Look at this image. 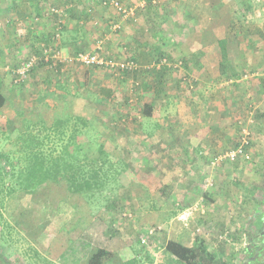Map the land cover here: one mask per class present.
<instances>
[{"label":"crops","instance_id":"crops-1","mask_svg":"<svg viewBox=\"0 0 264 264\" xmlns=\"http://www.w3.org/2000/svg\"><path fill=\"white\" fill-rule=\"evenodd\" d=\"M96 1L101 0H85V6L89 7L87 9L81 6L59 7L65 15L64 30L59 36L61 45L59 50L62 51V57L73 54L76 51L75 45L88 42L91 40L90 37H93L90 29L79 30L83 25L79 27L77 23L75 24L77 22L75 17L85 13L86 10L90 11ZM123 1L126 5H133L140 0ZM214 1L220 2L219 7H209ZM231 2L233 0L177 2L148 0L144 7H136L137 18L134 22L121 20L120 15L113 10L115 15L112 21L109 20L104 26L106 28L107 24L117 22L118 26L121 25L120 33H112L110 29L102 28L88 46L90 48L84 49L92 51L95 39L109 32V39L106 41L108 49L103 54L115 59L114 62L129 61L128 58L136 62L137 67L134 71L138 75L136 83L137 85L140 83L141 86V90L137 88L139 92H137L136 106L141 112H136L137 118L134 124L123 125L126 136H120L126 144L125 148H122L125 153L113 154L124 157L138 153L139 161L135 158L129 159L141 163L137 179L141 176V170L144 171L145 168H150V171L159 168L160 172H171V178L162 180L156 185H151L149 180H146L149 183L139 182L144 192L147 193L149 189L151 194L150 196L144 194L142 203L146 201L154 204L153 197L162 202L165 199L162 196L163 190L158 192L159 195L154 190L158 191L160 188L171 189V212L176 210L175 206L180 204V201H191L192 189L196 184V181H191L192 170L197 165L200 166L199 170L203 169L198 155L220 153L240 139L238 134H246L249 140L246 158L250 157L251 161H244L241 157L231 166L235 174L243 177L245 167L249 171L251 168L261 167L264 163V3L258 9L254 7L245 9L234 7V3ZM229 3L231 5L227 7ZM202 4L203 7H197ZM237 5L239 6L238 3ZM8 10L5 13V7L3 9L1 7L0 17L4 14H9L12 18L19 14L25 16L26 12L31 11V7L27 10L26 7H14V9L8 7ZM178 15L182 18L176 19ZM6 22L0 20V93L5 97V104L0 107V114L7 106V116L10 119L7 123L12 121L13 114L18 113L16 107L21 105L24 109L29 107V113L34 109L33 111H38L43 117H45L44 111L58 108L59 110H55L58 111L57 113L53 112L56 117L68 113L87 119L90 115L98 122L100 120L108 122L111 116L114 119L119 118L118 112L111 109L113 105L110 104L111 97L117 93L121 86L118 85L120 82L124 84L134 81L126 76L118 83L117 77L114 76L115 74L112 75L109 67L57 61L51 68L49 63H40V67L38 68V65L33 67L26 77L25 86L21 83L16 90L5 87L9 76V81H13L12 69L17 64L11 58L18 51L16 47L35 42V37L38 35L39 39L36 41H41L42 38L44 41H49L52 30V28L44 29L41 24L34 27L35 24L31 25L26 20H21L22 25H18L13 19ZM88 24L84 25L86 29L89 27ZM44 25L48 27L46 23ZM45 32H49V36ZM259 32L261 34H258ZM176 36L180 37L176 39ZM219 42L226 43L225 53H222ZM117 53L121 56L116 57ZM224 56L230 61L238 62L241 67L240 72H244L240 77L227 79L220 74V62ZM161 59L166 60L165 64H156ZM178 60L184 63L183 78L186 80L191 77L202 85L193 88V94L187 95L180 89H177L176 95L171 94V66H178ZM179 68L178 72L183 70ZM178 83L182 81H174V86ZM171 95L175 99H171ZM184 96V100L179 98ZM29 98L33 99L26 101ZM129 106L122 102L116 105L119 112L126 113L118 121L128 119L127 109H132L134 105ZM246 112H249L248 118L243 117ZM133 113L135 112H130ZM249 122L252 124L247 127ZM240 123L246 127L242 131L241 127L239 131ZM119 139L123 140L118 136ZM254 158L259 159L254 161ZM136 168L132 166L127 172L136 171ZM255 172L256 170L252 169L249 171V179H245L247 185L257 181H252L254 180L252 174ZM131 182L136 185L134 181ZM222 184L226 186L229 183ZM137 196L139 197L140 194H136V199ZM182 211L183 209L176 215L179 220L185 218ZM223 218L224 216L221 217L222 221ZM217 219L219 220V217ZM178 237L174 239L182 240Z\"/></svg>","mask_w":264,"mask_h":264},{"label":"rangeland","instance_id":"rangeland-1","mask_svg":"<svg viewBox=\"0 0 264 264\" xmlns=\"http://www.w3.org/2000/svg\"><path fill=\"white\" fill-rule=\"evenodd\" d=\"M72 1L74 0H0V8L2 7L3 9V7H5V13L9 11L8 7H12V9H14V7H26V10L28 7H31V11L25 13V16H29L28 18L20 14L12 18L9 14H4L3 17H0V20L7 23L6 20L9 21L13 19L18 25L23 24L21 20H26V22L28 21L31 25L39 23L44 26V29L47 30L48 28H52L51 31H53L54 26H51L54 22L53 19L49 17L50 14H48L52 6L56 8H64L66 6L89 8L85 6V0H76L71 3ZM105 1L106 0L96 1L92 5V7H95L94 9L91 7L90 11L87 12L86 10L85 13L76 15L75 19L77 22H75V24L77 23L79 27L83 25L79 30L90 29L93 37H90L91 40L88 42H82L84 44L79 43L75 45V48L79 47L78 49L82 50L89 49L90 47L88 46L92 44V40L95 38L96 34H99L102 28L104 30H109V24H107L106 28L104 24L109 20L112 21L115 11H113L114 9L111 5L104 3ZM172 1L177 2L180 0ZM123 3L125 6L131 7L132 11H134V19L123 17L121 20L131 22L136 21V7H144L147 4V2L144 1H139L133 5H126L124 1ZM219 3H217V1L211 2L209 7H219ZM231 3H234V7H242L241 3L237 0H233ZM231 3H229L227 7H230ZM247 3L250 8L254 7L258 9V7L262 6L264 0H247ZM36 4H39L38 7H42V10L44 7H47V14L41 12L40 14H42V16L36 15L33 11ZM197 7H203V4ZM129 11L131 14L129 16H132L131 10ZM240 14H242L241 11ZM188 15L190 14L188 13ZM244 16L248 18L247 15ZM181 18V15H178L176 19ZM79 21H82V23ZM45 23L48 27L44 25ZM86 24L89 26L87 29L85 28L86 26H84ZM114 24L117 26L115 28H110V32L120 33L121 25L118 26L119 23L117 22ZM118 29L120 30L118 31ZM108 33L104 35L106 38L102 50L103 53H106L108 49V42H106L109 39ZM258 34L261 33L259 32ZM179 37L180 36H176L175 38L178 39ZM43 41L44 38H42L41 41H36L35 39L33 43L36 44V48H41L42 50L44 45H46L45 43L50 42ZM172 45L173 44H171V47H173ZM59 47H61V45H59ZM16 48L19 50L15 52L13 58H11L16 61V64L33 54L38 57V54L28 49L27 44H20ZM121 48L120 51L123 49ZM115 56L119 57L121 55L117 53ZM127 60L130 61L131 59L128 58ZM131 61L136 64L134 60ZM53 62L54 64L57 63L56 60ZM115 62L122 65L128 63L126 60ZM178 63V66L183 69L184 63L182 61L180 63L179 60ZM120 66L121 65H115L113 68L109 67V70L112 71V75L115 73L118 74L114 75L117 77L116 81L119 83L127 76V78L132 79L134 82H132L133 86H131L132 83L130 82L124 84H120V82L118 85H121L123 89L121 90V86H119L116 91L117 93L114 97H111L110 104H113L111 109L118 112L119 118L114 119L111 116L108 122L100 120V123V121L98 122L95 120V117L89 115L86 119L89 121L88 127L83 129L82 133L77 138L78 144L83 148H90L91 151L94 150L97 144L103 145L109 159L115 164H113L114 169L116 171L122 170L121 174L118 175L116 183H108L102 193L95 199L71 193L68 182L61 177H56L47 181L33 193H26L23 190L17 189L10 195H0V201L2 200V205L0 204V213L2 215V219H0L1 253H3L11 264H66L62 262L65 258V254H61L60 252L68 248V253L66 254L67 258L74 255L76 256L75 259L78 260V264H81L78 255L75 254L77 250L72 246V244L75 245V243L71 242V240L80 236L90 243L88 256L92 264H124L125 261L135 256L139 259V264H180L168 256L164 250V243L166 240L176 238L179 235L178 238H182L186 244H191L193 238L197 234L205 239L208 249L213 251L215 255H225L230 258L234 264H239L242 256L246 255L244 253V246L247 244V236L255 219V200L259 197L260 188L262 186L264 187V163H262L259 168H251L253 171L256 170V172L252 174L254 178L252 181H257L247 185L246 180L249 179L248 175L251 169L248 171L246 167L244 168L243 178L235 174L231 167L238 162L241 157L244 161H251L250 157L246 158L247 151H245L243 155H240L236 162H231V160L228 159L224 160L223 158L217 166L210 165L203 156L198 155V160L202 162L203 169L199 170L200 166L198 165L194 169L192 168L191 181H196V184L194 187L192 186L193 194L191 196V201H180V204L175 206V212H171V189L160 188L158 191H156V189L154 190L157 194L160 190H163L164 194L162 196L165 197V199L162 202L158 201L160 199L153 197L152 200H154V204L153 202L151 204L146 201L142 203L144 194H148L149 196L151 194L149 189L147 193H145L144 189L139 185V182L149 180L151 185H156L162 180L166 181L171 178V172H160L159 168H157L158 170L153 169L150 171V168H145L144 171L141 170V176L137 179L136 176L139 175L138 168L139 165L141 166V163L129 159L135 158L139 161V157L137 156L138 153L130 154V152H128L131 156L125 155L124 157L120 154H113L114 152L121 154L125 153V150L123 152L122 148H125L126 144L123 142V137L120 136H126V133L123 131V125L134 124L137 118L136 112H141L138 106H136L138 97L137 92H139L138 89L141 90L140 83L138 85L136 83L138 75L134 73L137 66L131 69L124 68L122 71H119ZM178 66H171V94L176 95L177 89L185 91L187 95L189 93L193 94V88L201 87V83L194 81L191 77L185 80L182 75L185 70L183 69L178 72L177 69H180ZM39 67L38 65V68ZM50 67L52 68L53 65ZM31 71L32 68L20 79V81H15L16 74L13 76V81H9V76L5 87L9 88V90H16L21 83H23L22 86H25L27 83L25 79ZM174 81H182V83H178L174 86ZM190 89H192V91H190ZM179 98L184 100L185 96ZM31 99L33 98L26 99V101ZM171 99H175L174 96L171 95ZM120 102L124 105H128V107H130V104L134 105L132 109H127V115L130 119L128 117L126 121H118L120 117L126 114L119 112L118 108H116V105ZM11 104L13 103L11 102ZM16 108L18 113L13 114L10 123H7V121L10 120L7 116V106H5V109L0 114V155H2L0 157V172L3 166L10 172L12 168L17 169L23 165L24 162L21 161L19 164L18 161L24 155V152L20 153L22 151L16 149L18 146L16 139L19 133H22L27 126L35 124V126H33L34 129H38L37 131L43 136V133L40 132L43 123L45 125H51L56 118L63 120L68 119V122L65 124L70 127L72 126L71 116H75L64 113L56 117L53 115V112L59 110L58 108L44 111L45 117L40 116L38 111H33L34 109L29 113V107L24 109V106L21 105ZM57 112L55 111V113ZM130 112L135 113L130 114ZM248 114L249 112H246V115H243V117L248 118ZM251 124L252 122H249L247 127ZM238 125H240L239 131L240 127L241 131L243 128H246L243 123ZM243 134H238L239 138H241ZM113 136H116V138H113ZM118 136L123 140H118ZM46 141L47 144H44V150L49 149L53 145L51 144V140L46 139ZM233 143L234 145L231 144V146L225 150L235 146L236 141ZM132 144H134V142ZM132 144L130 145L131 148ZM169 159H171V156ZM258 159L259 158H254L253 160L258 161ZM7 160L12 164L5 163ZM132 166L135 168L137 167V170L127 172V169ZM207 166L211 169L209 168L208 172L205 173L204 169ZM2 177L4 178L3 181H0V189L6 191L5 189L13 184V182L12 179H7L5 175ZM206 177L212 180L210 186L209 184L206 185ZM131 181H134L136 185H133ZM149 181L146 182L149 183ZM222 183L229 184L223 186ZM116 184L117 187L114 188ZM111 191L117 195L120 202L121 200L123 201L122 204L118 203V205L113 208L108 205L116 204V201L111 199V201H114L112 204L111 202L109 204V200L106 199V196L109 195ZM136 194H140L139 197L137 196V199ZM167 194L168 197L166 198ZM207 194H209V198H204V195ZM182 209V214H184L185 218L179 220L176 215ZM222 216H224L223 221L221 220ZM218 217L220 221L217 219ZM142 238L145 240L144 242H142ZM70 245L71 247L69 248ZM34 249H37L39 253H35Z\"/></svg>","mask_w":264,"mask_h":264},{"label":"trees","instance_id":"trees-1","mask_svg":"<svg viewBox=\"0 0 264 264\" xmlns=\"http://www.w3.org/2000/svg\"><path fill=\"white\" fill-rule=\"evenodd\" d=\"M238 1L241 3V6L245 9L250 8L249 4L247 3V0ZM38 6L39 4H36L34 6L35 8H33V11H36V15L42 16V14H40L41 12L47 14V7H44V9L42 10V7ZM36 7H38L39 9ZM48 14H50L49 17L53 19L54 22V24L51 26H54V29L53 31H50V42H46V45H44L42 50L41 48H36V44L33 43V41L27 44L29 50L34 51V53L38 54V57L33 54L25 58V60L31 57L35 58L34 63L36 64L33 63V65L31 66L32 69L40 63H49L50 66L54 65V62L51 58H49L48 61L44 60L43 50L47 47H52L53 50L60 48V37L57 38L56 34L61 36L62 31L64 30L65 15H58L57 13L53 12H50ZM37 25H39V23H36L34 27H36ZM45 33L49 36V32ZM35 38L39 39L38 36ZM219 46L221 47L222 53H225L226 43L219 42ZM78 48H76L75 52L82 50ZM21 62L17 63L15 67H17ZM234 62L235 64H233ZM234 62L228 60L226 56H224V58H222L220 62V74L225 76L227 79L235 78V76L240 77L243 74L242 72H240L241 67H239L238 62ZM115 75L118 74L115 73ZM3 104H5V97L3 96V94L0 93V107L3 106ZM71 119L72 126L70 127L65 124L68 122V119H55L51 125H45L43 123L40 132L43 133L44 137L40 135V133L37 131L38 129H34L33 126H35V124L27 126L22 133H19V136H17L16 139V143H18L16 149L22 151L20 153L24 152V155L19 159L18 163L20 164L21 161L24 163L17 169L12 168V171L10 172L6 170L4 166L1 167L0 181H3L4 177L2 176L5 175L7 179H12L13 182V184H11L5 189L6 191L0 189L1 196L10 195L17 189L23 190L26 193H33L37 190L38 187L45 184L47 181L56 177H61L68 182L69 190L71 191V193L95 199L96 197H98V195L102 193L108 183H116L118 175L121 174L122 170L116 171L114 169L113 166L115 164L111 159H109L107 152L103 148V145L97 144L94 150L91 151L90 148H83L80 144L77 143V138L82 133V130L88 127L87 120L81 116L76 115L71 116ZM45 138L51 140V144H53L47 150L43 149L45 147L44 144L47 142ZM241 140V138L238 139L235 146H237L241 142ZM235 146H233L232 148H234ZM248 146L249 142L247 145H244V152L246 151V148ZM228 150H224V152L221 151L220 153H217L215 155L205 154L203 157L206 162L210 163V165L212 164L214 166H217L220 163V160L223 159L221 158L222 155ZM1 156L2 155H0V157ZM238 158L239 156L236 159H232L231 162H236ZM224 160H227V158H224ZM5 163L12 164L8 160ZM209 168L210 167L207 166L204 169V172L207 173ZM207 178L208 177H206L205 180H207ZM116 187L117 184L114 188ZM259 193V197L255 200V219L253 221V225L251 226V230L249 231V234L247 236V244L244 246V253L246 255L242 256L239 264H264L263 186L260 188ZM204 198L209 197L208 195H204ZM106 199L109 200V204L110 202L112 204L114 200L116 201V204L108 205L111 206V208H113L114 206L116 207L118 203H123L122 200L121 202L120 199L118 200L117 195L112 191L109 192V195L106 196ZM111 199L114 200L111 201ZM0 204L2 205V200L0 201ZM0 219H2L1 213ZM71 242L75 243V245L72 244V246H74L77 250L75 254L78 255L81 264L82 261L83 264H92L91 260L89 259L90 257L88 256L90 243L80 236L74 238V240H71ZM70 247L71 245L69 246V248ZM67 250L68 248L63 249L60 252L61 254H65V258L62 260V262L66 264H78V260L75 259L76 256L72 255L71 257L67 258ZM164 250L171 259L176 260L180 264H234L233 261L227 256L222 254L215 255L213 251H210L207 247L205 239L203 237L198 236L197 234L193 238L191 244H186L180 239H168L164 243ZM34 251L35 253H39L37 249H34ZM139 263L140 262L137 256L124 262V264ZM0 264H11L10 262H8L3 253H1V251Z\"/></svg>","mask_w":264,"mask_h":264},{"label":"built area","instance_id":"built-area-1","mask_svg":"<svg viewBox=\"0 0 264 264\" xmlns=\"http://www.w3.org/2000/svg\"><path fill=\"white\" fill-rule=\"evenodd\" d=\"M141 2H146L147 0H140ZM151 2H156V0H150ZM104 3L109 4L112 6V8L121 16V18L125 17L128 19L133 18L134 19V11H132L131 7H127L124 5L123 1L120 0H107ZM50 12L53 13H57L58 15H62V11L59 8L56 7H51ZM129 10H131L132 12V16L129 12ZM129 16V17H127ZM117 25L116 24H111L110 28H115ZM57 38H58V34H56ZM105 36L101 35L99 36L96 41H95V45H94V49L92 51L90 50H81V51H77L73 54H70L66 57H62L61 51L59 49L53 50L52 47H47L43 50V58L45 61H48L49 58L51 59H56V60H61L64 61L66 63H70V62H76L78 64L81 65H86V66H90V65H97V66H103V67H110L113 68L115 65H121L120 66V70L122 71V69L124 68H134L135 66H137L133 61H127L128 63L126 65H122V64H117L114 62L113 59L106 57V55L103 54L102 50L104 47V42H105ZM35 61L34 57H31L23 62H21L15 69H13L14 74H16V78L15 81H20V79L25 76L28 71L30 70L31 66L33 65ZM166 60L165 59H161L159 60L156 64L158 65H162L165 64ZM241 142L235 146L234 148L228 150L227 152H225L221 158H227L229 160L232 159H236L238 156L243 155L244 154V145H247L249 140L246 136V134H243L242 138H241ZM212 184V180L210 178L207 179V185ZM142 242H144L145 240L142 238L141 239Z\"/></svg>","mask_w":264,"mask_h":264},{"label":"clouds","instance_id":"clouds-1","mask_svg":"<svg viewBox=\"0 0 264 264\" xmlns=\"http://www.w3.org/2000/svg\"><path fill=\"white\" fill-rule=\"evenodd\" d=\"M147 1H148V0H147ZM61 11H62V10H61ZM62 13H63V11H62ZM116 13H117V12H116ZM118 15H119V14H118ZM120 19H122L121 16H120ZM112 24H113V23H112ZM110 25H111V24H110ZM110 25H109V29H110ZM101 35H102V34H101ZM104 35H105V34H104ZM96 39H97V38H96ZM96 39H95V41H96ZM52 60L55 61L56 59H52ZM57 61H61V60H56V62H57ZM13 69H15V68H13ZM13 69H12V71H13ZM28 72H29V71H28Z\"/></svg>","mask_w":264,"mask_h":264}]
</instances>
